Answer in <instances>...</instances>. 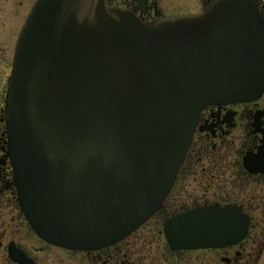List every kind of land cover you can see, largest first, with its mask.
Instances as JSON below:
<instances>
[{
    "label": "water",
    "instance_id": "water-1",
    "mask_svg": "<svg viewBox=\"0 0 264 264\" xmlns=\"http://www.w3.org/2000/svg\"><path fill=\"white\" fill-rule=\"evenodd\" d=\"M263 90L264 24L251 0L150 22L105 0H36L5 103L22 212L67 250L119 242L167 196L201 110ZM246 228L240 214L207 208L170 219L164 236L173 250L206 249Z\"/></svg>",
    "mask_w": 264,
    "mask_h": 264
},
{
    "label": "flooded vegetation",
    "instance_id": "flooded-vegetation-1",
    "mask_svg": "<svg viewBox=\"0 0 264 264\" xmlns=\"http://www.w3.org/2000/svg\"><path fill=\"white\" fill-rule=\"evenodd\" d=\"M210 1L205 0L204 8ZM33 2L0 0L3 35V29L15 22L11 16L15 17V11L26 4L19 31ZM106 2L144 21L175 16L162 15L153 0H147L144 7L131 0ZM252 2L264 21V0ZM2 37L0 264H264V91L251 102L209 105L201 110L170 192L145 224L120 242L101 249L66 250L37 237L18 205L3 114L16 37ZM207 208L241 214L247 220L243 238L222 247L172 250L163 236L164 223L175 216Z\"/></svg>",
    "mask_w": 264,
    "mask_h": 264
},
{
    "label": "rangeland",
    "instance_id": "rangeland-1",
    "mask_svg": "<svg viewBox=\"0 0 264 264\" xmlns=\"http://www.w3.org/2000/svg\"><path fill=\"white\" fill-rule=\"evenodd\" d=\"M153 1L156 3L157 9L158 11L161 12L162 15L163 14L164 15H169V14L195 15L200 13L204 9V3H205V0H153ZM25 6L27 5L26 4L23 5L20 11H15V17L11 16V19H13V22L14 21L15 22L13 23L12 26H9V28L3 29L5 30L4 35L1 32L2 29L0 28V37L3 36L2 39H5L4 38L5 36H7L8 39H15L18 31L19 23L26 9ZM1 85L2 83L0 81V99L2 97V90H3Z\"/></svg>",
    "mask_w": 264,
    "mask_h": 264
}]
</instances>
